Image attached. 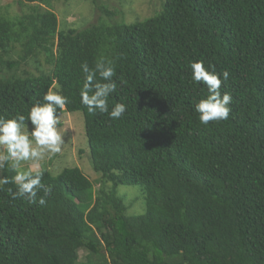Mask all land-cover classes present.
I'll use <instances>...</instances> for the list:
<instances>
[{
  "label": "trees",
  "instance_id": "1",
  "mask_svg": "<svg viewBox=\"0 0 264 264\" xmlns=\"http://www.w3.org/2000/svg\"><path fill=\"white\" fill-rule=\"evenodd\" d=\"M54 1L22 0L18 16L0 6V115L27 116L59 85V116L82 113L99 178L41 169L52 192L29 203L1 168L0 264H264V0H163L143 20L80 30L60 28ZM101 56L116 68L109 111L127 105L118 120L80 102V65ZM40 57L47 71L22 67ZM198 60L229 72L228 120L199 122ZM119 185L140 187L144 214L125 213Z\"/></svg>",
  "mask_w": 264,
  "mask_h": 264
},
{
  "label": "clouds",
  "instance_id": "2",
  "mask_svg": "<svg viewBox=\"0 0 264 264\" xmlns=\"http://www.w3.org/2000/svg\"><path fill=\"white\" fill-rule=\"evenodd\" d=\"M83 72V83L79 90L80 102L89 113H107L112 120L120 119L126 112L127 105L117 102L109 111V97L117 92L115 62L101 56L94 67L87 62L80 65ZM191 79L202 83L207 88V95L194 105L199 122L207 126L209 122L228 120L231 113L233 96L229 92L221 93L222 83L229 80V72H216L214 66L205 67L203 60L190 62ZM99 77V79H97ZM69 99L62 93L59 85H53L42 97V102L34 103L27 116L17 112L11 117L0 115V168L10 165L16 173L13 182L17 190L12 193L13 199L23 198L29 203H36L38 192L43 191L39 203H45L52 187L42 183L43 172L39 168L21 170V163L39 162L47 154H58L65 143L58 130L59 111L65 109ZM7 179L0 183H8Z\"/></svg>",
  "mask_w": 264,
  "mask_h": 264
},
{
  "label": "rangeland",
  "instance_id": "3",
  "mask_svg": "<svg viewBox=\"0 0 264 264\" xmlns=\"http://www.w3.org/2000/svg\"><path fill=\"white\" fill-rule=\"evenodd\" d=\"M163 0H57L53 3L59 26L75 27L80 30L101 20L106 23L124 22L127 24L157 13ZM0 6L9 16H18L26 9L22 0H0ZM15 59L16 55L13 56ZM38 66V69L36 67ZM33 72L47 71L43 57L37 62L30 61L22 65ZM41 69V70H40ZM57 126L61 131L65 143L58 154H47L39 162L26 161L21 163V170L28 168L48 169L53 175L58 174L65 167H78L82 172L95 181L99 178L90 164V149L84 131L83 115L79 111L63 112L59 116ZM1 171V168H0ZM98 185L96 184L95 188ZM117 195L122 199L129 216L145 213L144 194L140 187L133 185H119L116 187ZM85 251H79V263L85 261Z\"/></svg>",
  "mask_w": 264,
  "mask_h": 264
}]
</instances>
